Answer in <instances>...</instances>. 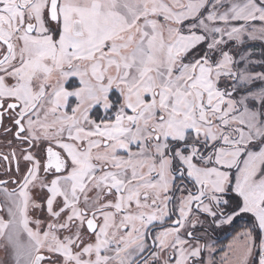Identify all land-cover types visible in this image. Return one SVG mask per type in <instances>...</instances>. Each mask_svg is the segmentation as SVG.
Returning a JSON list of instances; mask_svg holds the SVG:
<instances>
[{"label":"snow or ice","instance_id":"snow-or-ice-1","mask_svg":"<svg viewBox=\"0 0 264 264\" xmlns=\"http://www.w3.org/2000/svg\"><path fill=\"white\" fill-rule=\"evenodd\" d=\"M0 253L264 264V0H0Z\"/></svg>","mask_w":264,"mask_h":264},{"label":"flooded vegetation","instance_id":"flooded-vegetation-1","mask_svg":"<svg viewBox=\"0 0 264 264\" xmlns=\"http://www.w3.org/2000/svg\"><path fill=\"white\" fill-rule=\"evenodd\" d=\"M233 233H225L219 237V245L218 247H222L223 242H225L229 237H231ZM3 253H0V256H2Z\"/></svg>","mask_w":264,"mask_h":264},{"label":"trees","instance_id":"trees-1","mask_svg":"<svg viewBox=\"0 0 264 264\" xmlns=\"http://www.w3.org/2000/svg\"><path fill=\"white\" fill-rule=\"evenodd\" d=\"M231 242V237H229L225 242H223L222 247L227 246Z\"/></svg>","mask_w":264,"mask_h":264},{"label":"rangeland","instance_id":"rangeland-1","mask_svg":"<svg viewBox=\"0 0 264 264\" xmlns=\"http://www.w3.org/2000/svg\"><path fill=\"white\" fill-rule=\"evenodd\" d=\"M220 248H222V249H225V250H226V249H227V246H225V247H220Z\"/></svg>","mask_w":264,"mask_h":264}]
</instances>
